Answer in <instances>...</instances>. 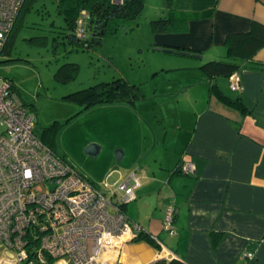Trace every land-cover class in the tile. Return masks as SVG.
Returning a JSON list of instances; mask_svg holds the SVG:
<instances>
[{"label": "crops", "instance_id": "obj_1", "mask_svg": "<svg viewBox=\"0 0 264 264\" xmlns=\"http://www.w3.org/2000/svg\"><path fill=\"white\" fill-rule=\"evenodd\" d=\"M169 8L175 10L168 13L172 28L155 32L153 40L178 50L167 51L180 55L170 66L180 70L156 118L159 127L149 136H127L139 152L121 166L126 172L133 165L141 182L123 206L126 216L173 255L165 257L161 246L133 236L111 264H264V45L238 73L225 76L229 85L234 78L242 82L241 108L210 91L200 68L205 57L225 54L227 32L247 30L252 20L264 23V0H172ZM207 9L211 12L185 20L180 15ZM217 84L232 97L223 78ZM135 101L107 103L123 106L121 112L131 116ZM125 155L123 149L121 158ZM182 160H193L195 171L177 172ZM168 204L176 208L173 234L162 227ZM0 264H21L2 242Z\"/></svg>", "mask_w": 264, "mask_h": 264}, {"label": "rangeland", "instance_id": "obj_2", "mask_svg": "<svg viewBox=\"0 0 264 264\" xmlns=\"http://www.w3.org/2000/svg\"><path fill=\"white\" fill-rule=\"evenodd\" d=\"M169 10L166 0H144L142 12L136 18L109 19L102 42L84 48L65 35L67 21L57 0H34L11 43L0 53V76L13 81L33 114L34 132L106 193H110V188L105 182L111 184L119 174L125 176L134 171L133 165L126 172L121 166L139 152L127 136H149L159 127L156 118L161 115L160 108L167 107L164 100L180 70L170 67L175 65V56L180 55L157 49L153 40L151 19L168 15ZM207 57L203 61L212 59ZM64 62H75L78 68L70 71L69 77L58 79L55 73ZM118 77L137 84L142 92L132 104L131 116L121 112V105H84L65 97L69 92ZM218 77L226 81L227 94H239V90L231 89L225 76ZM132 116L139 118L132 122ZM92 143L101 146L96 155L86 152ZM117 149L126 150L120 160L116 159ZM112 168L115 172L112 170L106 177Z\"/></svg>", "mask_w": 264, "mask_h": 264}, {"label": "built area", "instance_id": "obj_3", "mask_svg": "<svg viewBox=\"0 0 264 264\" xmlns=\"http://www.w3.org/2000/svg\"><path fill=\"white\" fill-rule=\"evenodd\" d=\"M23 2L0 0V49ZM88 17L82 8L75 20L77 35L84 36ZM230 87L242 90L243 84L234 78ZM33 118L11 80L0 76V242L21 264L48 262V257L61 264H111L120 245L142 229L123 210L135 198L138 175L133 171L105 182L110 193L99 190L34 132ZM179 168L193 172L195 162L182 161ZM175 211L168 204L162 219L169 234ZM154 240L165 257L173 255Z\"/></svg>", "mask_w": 264, "mask_h": 264}, {"label": "trees", "instance_id": "obj_4", "mask_svg": "<svg viewBox=\"0 0 264 264\" xmlns=\"http://www.w3.org/2000/svg\"><path fill=\"white\" fill-rule=\"evenodd\" d=\"M33 1L34 0H24L14 24L6 36L5 44L0 49V53L6 49L9 43H11L15 31L21 23L25 12L30 9ZM57 3L58 9L64 14L67 21V32L65 35H67L69 40L75 42L77 45L83 46L84 48L94 47L102 42V36L107 30V22L109 19L114 17L128 19L136 18L142 12L144 7V0H122L121 2H115L112 0H57ZM166 3L170 7L172 0H166ZM82 8H85L88 11L89 17L86 21L87 24L84 36H79L75 32V20ZM169 9L174 10L172 8ZM210 12V9L194 12L180 11V15L181 18L185 20L190 16H200ZM169 14L160 15L157 18L151 19V27L154 32L171 30V16ZM224 42L226 45L225 54L220 58H212L203 61L200 64V68L202 73L207 77L210 91L214 93L218 92V95L221 98H224L225 101L241 108L244 106L241 101V96H226L221 90H219L217 78L218 76H229L235 71H239L243 61L251 58L258 49L264 45V23L258 20H252L251 25L247 30L227 32L225 34ZM77 68L78 64L75 62H64L56 71L55 76L58 79L67 78L70 75V71H75ZM11 82L13 84V89L17 91L12 80ZM141 96L142 92L137 84L129 83L121 77L111 81H100L65 94V97L74 99L84 105L95 102L121 100L134 102ZM179 164L176 168L177 172L184 174L192 173L182 172L179 168ZM135 239H145L158 246L154 238L149 236V234L143 229L136 234ZM48 261H53V258L48 257Z\"/></svg>", "mask_w": 264, "mask_h": 264}, {"label": "water", "instance_id": "obj_5", "mask_svg": "<svg viewBox=\"0 0 264 264\" xmlns=\"http://www.w3.org/2000/svg\"><path fill=\"white\" fill-rule=\"evenodd\" d=\"M158 49L169 50V51H178V50H175V49H170V48H166V47H162V46H159ZM100 148H101V146H99L98 144L92 143V144H89L86 147V152H88V153H90L92 155H96L99 152ZM121 157H122V151L117 149V151H116V159L120 160Z\"/></svg>", "mask_w": 264, "mask_h": 264}]
</instances>
